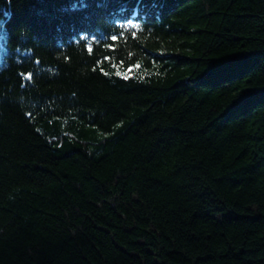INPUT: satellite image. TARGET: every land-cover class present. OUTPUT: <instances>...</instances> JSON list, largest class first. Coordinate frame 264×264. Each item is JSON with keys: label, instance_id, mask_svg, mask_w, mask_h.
<instances>
[{"label": "trees", "instance_id": "obj_1", "mask_svg": "<svg viewBox=\"0 0 264 264\" xmlns=\"http://www.w3.org/2000/svg\"><path fill=\"white\" fill-rule=\"evenodd\" d=\"M0 264H264V0H0Z\"/></svg>", "mask_w": 264, "mask_h": 264}]
</instances>
